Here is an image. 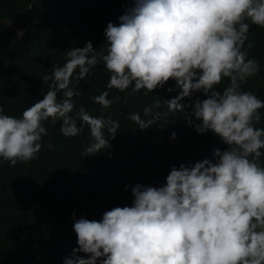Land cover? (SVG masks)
<instances>
[{"label":"clouds","instance_id":"9594fccd","mask_svg":"<svg viewBox=\"0 0 264 264\" xmlns=\"http://www.w3.org/2000/svg\"><path fill=\"white\" fill-rule=\"evenodd\" d=\"M246 21L264 28V0H133L118 25H107L103 48L89 41L66 52V62L44 77L46 94L21 117L0 107V158L12 166L37 157L49 120L61 121L69 137L88 126L93 143L82 154L96 155L111 147L119 122L76 109L73 97L81 93L71 85L103 64L110 73L107 88L120 92H154L175 81L181 91L167 101L169 109L190 108L187 125L228 146L215 150L212 161L173 166L164 186L136 184L132 206L106 211L99 221L73 213L78 247L63 264H264V129L256 127L264 100L240 90L260 71L249 58L252 45L245 47L251 27ZM225 78L229 86L215 90ZM199 92L204 100L183 103ZM93 101L103 108L113 103L108 91ZM129 119L140 130L154 123L138 113Z\"/></svg>","mask_w":264,"mask_h":264},{"label":"trees","instance_id":"16d2710c","mask_svg":"<svg viewBox=\"0 0 264 264\" xmlns=\"http://www.w3.org/2000/svg\"><path fill=\"white\" fill-rule=\"evenodd\" d=\"M132 6L133 0H0L3 113L21 117L46 94L44 77L52 74L54 65L66 62L67 51L83 48L89 41L94 48H103L107 25H118L119 17ZM3 22L12 24L19 34ZM246 22L251 25V21ZM248 44L252 45L249 58L257 60L260 71L241 83L240 90L264 100V28L251 25L246 48ZM109 78L104 65L98 64L91 75L71 85L81 93L73 97L76 109L82 106L92 116L119 122L114 139L105 131L111 140L109 149L84 156L93 143L88 126L69 137L60 130L61 121L49 120L44 123L47 135L42 137L36 158L15 166L0 158V264H63L78 247L73 213L76 219L99 221L115 207H131V188L136 184L164 186L173 166L212 161L215 150H227L213 133L201 135L187 125L190 108L184 112L169 109L167 101L181 91L175 81L154 92H133L131 87L120 92L107 88ZM229 84L225 78L215 90L222 92ZM104 91L113 100L109 108L93 101ZM197 97L206 98L202 92L193 93L183 103L190 105ZM146 108L150 109L147 114ZM134 113L145 122L153 120L151 128L140 130L129 119ZM260 115L256 127L264 129V109ZM81 123L78 120L77 126ZM261 152L260 163L264 165V149ZM78 255L88 258L84 253Z\"/></svg>","mask_w":264,"mask_h":264},{"label":"water","instance_id":"95a60500","mask_svg":"<svg viewBox=\"0 0 264 264\" xmlns=\"http://www.w3.org/2000/svg\"><path fill=\"white\" fill-rule=\"evenodd\" d=\"M2 24L7 25V26L10 27L11 29H13L17 34H19V31L16 30V29L14 28V26H13L12 24H10L9 22H3Z\"/></svg>","mask_w":264,"mask_h":264}]
</instances>
